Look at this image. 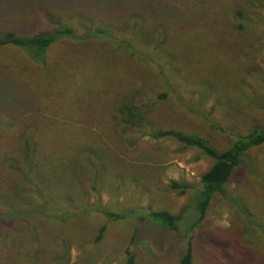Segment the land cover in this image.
I'll list each match as a JSON object with an SVG mask.
<instances>
[{"label": "rangeland", "instance_id": "374dc122", "mask_svg": "<svg viewBox=\"0 0 264 264\" xmlns=\"http://www.w3.org/2000/svg\"><path fill=\"white\" fill-rule=\"evenodd\" d=\"M60 27L113 41L60 37L45 64L0 49V264H180L188 239L193 264H264V145L192 231L213 161L153 136L223 152L264 127V0H0V35ZM40 207L46 218L24 217ZM149 209L186 214L171 231L102 213Z\"/></svg>", "mask_w": 264, "mask_h": 264}, {"label": "trees", "instance_id": "16d2710c", "mask_svg": "<svg viewBox=\"0 0 264 264\" xmlns=\"http://www.w3.org/2000/svg\"><path fill=\"white\" fill-rule=\"evenodd\" d=\"M60 37H68L72 40L83 41L94 38L113 41L109 35V31H105L103 27H100L98 30H92L90 28L89 32L79 38L74 36V33L71 29L60 27L55 29L50 35H38L34 37H25L12 31L5 32L0 35V49L7 46L27 49L29 50L30 57L34 61L45 64L48 50ZM114 43L116 46H122L119 42L117 43L114 41ZM125 106L124 107L129 112H132V110L135 108L134 105L126 104ZM130 115L131 117L135 118V115L132 113ZM153 136L156 139L175 140L186 148H195L213 161V165L210 170L202 176L201 188L196 192L197 195L195 196L193 209L197 212L199 218L191 225L192 231L197 225L205 220L208 207L210 206L214 197H227L225 195V188L235 171L243 166L247 167L246 159L251 156L252 151L255 148L264 145V127L255 129L248 135L237 136L233 145L228 150L223 152H218L215 148L210 146L207 141L200 137L187 135L175 130L160 131L153 133ZM25 150V163L29 164L31 161V151L28 141L26 142ZM253 171L254 173L256 172L255 170ZM171 188L174 190L181 189V194H185L187 190L192 189L188 184H178L176 182L171 184ZM232 203H234L241 213L246 216H250L248 215L247 209L237 199L232 200ZM46 210V207H40L34 211H26L23 215L25 218L33 215L45 217L47 216ZM102 213L108 221L133 219L138 223V225L141 223H148L163 229L177 231L179 230L180 223L185 218L186 210L183 209L178 214H172L168 211H153L150 209L148 211L130 210L122 213L103 211ZM105 230V226L100 229L96 237V243L101 241ZM45 231H47V229H44L41 231V233L44 234ZM48 235L43 240L46 241L47 247L52 242L53 233ZM193 252L194 247L192 240L188 239L186 240V247L182 254L180 264H193ZM40 261H43V258H41ZM134 261V255L129 253L128 264H134Z\"/></svg>", "mask_w": 264, "mask_h": 264}]
</instances>
